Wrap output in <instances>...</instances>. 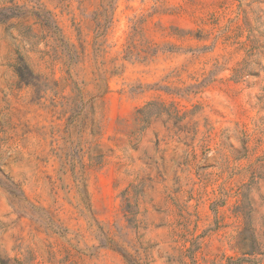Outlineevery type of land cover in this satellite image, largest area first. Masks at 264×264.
<instances>
[{"label": "rangeland", "instance_id": "rangeland-1", "mask_svg": "<svg viewBox=\"0 0 264 264\" xmlns=\"http://www.w3.org/2000/svg\"><path fill=\"white\" fill-rule=\"evenodd\" d=\"M192 259L264 264V0H0V264Z\"/></svg>", "mask_w": 264, "mask_h": 264}, {"label": "trees", "instance_id": "trees-1", "mask_svg": "<svg viewBox=\"0 0 264 264\" xmlns=\"http://www.w3.org/2000/svg\"><path fill=\"white\" fill-rule=\"evenodd\" d=\"M138 113H139V110H138ZM82 193H83V192H82ZM251 247H253V246L251 245ZM187 250H188V249H187ZM187 250H186V251H187ZM186 251H185V252H186ZM185 252H182V253L180 254L182 258H183V257H186V256H187V257L189 256V255H187ZM192 262H193L194 264H196L195 261H194L193 259H192Z\"/></svg>", "mask_w": 264, "mask_h": 264}]
</instances>
